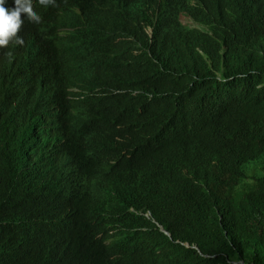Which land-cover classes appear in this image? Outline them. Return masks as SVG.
Wrapping results in <instances>:
<instances>
[{"label": "trees", "instance_id": "16d2710c", "mask_svg": "<svg viewBox=\"0 0 264 264\" xmlns=\"http://www.w3.org/2000/svg\"><path fill=\"white\" fill-rule=\"evenodd\" d=\"M195 1L219 16L229 8L230 34L201 58L195 48L207 46L188 28L173 32L170 42L159 29L151 49L155 64L128 37L148 46L144 28L153 25L154 12L178 0H31L40 20L22 17L24 42L9 51L58 88L64 144L76 148L75 160L89 178L108 179L118 199L109 208L138 204L141 158L148 166L156 147L176 132L199 136L214 169L192 197L182 192L181 176L164 184L166 205L151 212L169 237L151 223L141 240L105 250L76 246L65 230L56 238L61 248L41 246L45 237L31 218L51 200H65L73 213L99 204L86 188L70 193L66 183L75 165L63 155L60 130L48 116L58 96L45 88L40 98L29 85L26 96L44 106L37 103L26 118L0 115V264H71L72 253L82 264H264V0L258 6L255 0ZM37 54L40 61L32 64ZM5 77L11 73L0 80ZM70 86L99 88L105 96L84 95L76 109L67 100ZM104 163L108 170L100 168ZM250 163L258 174H248Z\"/></svg>", "mask_w": 264, "mask_h": 264}, {"label": "clouds", "instance_id": "9594fccd", "mask_svg": "<svg viewBox=\"0 0 264 264\" xmlns=\"http://www.w3.org/2000/svg\"><path fill=\"white\" fill-rule=\"evenodd\" d=\"M261 1L255 0L253 6H258ZM52 2L53 0H40V3L44 5ZM178 2L174 5L168 3L156 9L152 16L154 19L153 25L145 26L144 28L148 46L139 42L135 37H128L137 54L145 53L150 61L155 64L159 63L155 57L157 53H152L151 51L155 42L156 32L159 29L163 30L170 42L172 41L173 32L180 30L186 32L185 28H188L192 34L198 36L207 46L200 45L195 48V53L201 58L208 55L207 52L211 50V46L214 43L224 40L230 34L233 13L229 8L223 10L219 16L212 8L206 10V3L197 8L194 6L193 0H178ZM199 2H202V0L195 1V4ZM5 4L6 0H0V55H7L12 58H8V62L3 64L2 70H0V75L11 73V77H5L0 80V115L11 113L19 118H26L29 111L38 109L37 103L43 105L44 102L42 99L37 101L28 98L24 93L20 80H14V77L19 74L15 70H20L21 68L22 71L30 74L32 69L27 70L28 67L15 58L9 50L15 44L22 45L24 42L23 31L20 30L23 19L36 23L39 22L40 17L33 10L31 0H11V6L7 7ZM188 21L191 24L185 23ZM42 73L34 72L35 75L29 78L30 89L32 92L37 90L40 98H42V92L45 88H48L49 92L51 91L52 94L58 96L57 100H55V105L48 107V116L59 128V138L64 144L61 135L63 111L62 102L59 99V90L52 82L44 81ZM65 90L68 103L75 106L76 109H78L84 95H86L85 100L91 96H105L99 88L94 91H87L79 86H70L66 87ZM7 92L8 94L5 95ZM10 93L14 94V97L8 105L7 101ZM131 93L140 95L141 91L132 90ZM6 96L8 98L5 100ZM147 98L151 101L153 96L149 95ZM10 105L16 106V108L12 109L13 107ZM14 110L16 112H13ZM56 112H58L57 119L54 117ZM78 113L79 111L77 110ZM116 129L118 130L119 128L117 127ZM183 133L179 132L178 135L176 132L175 134L177 135L170 136L167 144L157 146L148 166L146 161L141 158L135 178L141 192V198L137 205L126 204L123 208L117 210L108 207L112 203H118L117 195L108 179L106 177L100 178L97 174L89 178L80 169L78 161L75 160L76 148L64 144L66 148L63 155L71 159L75 165L74 178L70 174L66 183L70 193H75L79 188H86L93 201L95 200L99 204V207L87 209L80 213H73L65 208V200H51L49 208L34 213L31 218L32 222L41 230V237H45L41 246H46L50 242L53 246L61 248L62 245L57 242L56 238L58 234L63 237L65 230L66 236L69 237L74 245L81 248L94 246L105 250L121 242L126 245L130 241L141 240L145 233H149L151 223L156 226L158 231L169 237L167 231L161 227L160 223L154 221L151 212L156 210V208L161 210L166 205L161 201L160 196L164 184L171 181L175 175L181 176L182 192L188 197H192L203 190L204 183L211 179L214 169L210 152L206 150L204 142L199 140L200 137L195 134L185 135ZM172 142L173 145L167 147ZM114 163L115 160H111L110 164ZM100 168L108 170L107 163L101 165ZM254 170L256 169L254 168ZM71 180L74 186L69 188V181ZM102 206H105V208L102 209ZM16 224H19V222ZM58 227L61 228L57 233ZM187 246L185 245V247ZM72 255L73 257H69L71 264H82L78 255L74 253ZM46 261L52 263L49 259H46Z\"/></svg>", "mask_w": 264, "mask_h": 264}, {"label": "water", "instance_id": "95a60500", "mask_svg": "<svg viewBox=\"0 0 264 264\" xmlns=\"http://www.w3.org/2000/svg\"><path fill=\"white\" fill-rule=\"evenodd\" d=\"M20 30L23 31V27H21ZM8 58H12V57H8L7 55H0V70H2L1 67H3V64H6V63L8 62ZM24 61L27 62V60H24ZM39 61H40V58H39V55L37 54V55L34 57L32 64L38 63ZM24 65H25V64H24ZM27 70H31V68L28 67ZM12 71H14V70H12ZM15 71H17V73H20L22 70H21V68H20V70H15ZM35 72H36V71H35ZM45 72H46V73H45L46 75H49V74H50V73H49V70H47V71H45ZM42 74H43V73H42ZM52 84H53V83H52ZM8 96H9V100L7 101V104L9 105L10 102H11V100H12V98L14 97V94L10 93ZM58 118H59V116H58ZM36 130H39V128H36ZM39 132H40V131H39ZM120 244L125 245L123 242H121Z\"/></svg>", "mask_w": 264, "mask_h": 264}, {"label": "bare ground", "instance_id": "6f19581e", "mask_svg": "<svg viewBox=\"0 0 264 264\" xmlns=\"http://www.w3.org/2000/svg\"><path fill=\"white\" fill-rule=\"evenodd\" d=\"M32 76H33V71L30 74H27L25 71H22L16 77H14V80L15 81L20 80L23 90L27 89L28 92V86L30 85L29 78Z\"/></svg>", "mask_w": 264, "mask_h": 264}, {"label": "rangeland", "instance_id": "374dc122", "mask_svg": "<svg viewBox=\"0 0 264 264\" xmlns=\"http://www.w3.org/2000/svg\"><path fill=\"white\" fill-rule=\"evenodd\" d=\"M186 24H191V22H185ZM253 163H250L248 166H247V170H248V174L249 175H253V174H258L256 170H253ZM255 168H257V166H255Z\"/></svg>", "mask_w": 264, "mask_h": 264}]
</instances>
